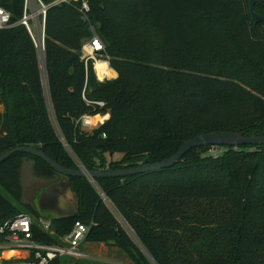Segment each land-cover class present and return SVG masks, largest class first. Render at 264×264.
I'll return each instance as SVG.
<instances>
[{
	"label": "trees",
	"instance_id": "obj_1",
	"mask_svg": "<svg viewBox=\"0 0 264 264\" xmlns=\"http://www.w3.org/2000/svg\"><path fill=\"white\" fill-rule=\"evenodd\" d=\"M252 1L264 17V0ZM41 2L42 50L18 22L24 0H0L10 14L0 29V154L32 146L65 167L116 170L163 161L202 133L264 135V21H252L249 0ZM93 33L114 78L99 80L81 57ZM97 113L108 117L81 128V115ZM25 160L36 178L59 177L29 153L0 162V224L39 215L16 205ZM69 181L79 210L51 219L56 235L80 221L84 241L132 264H264V144L200 145L168 168Z\"/></svg>",
	"mask_w": 264,
	"mask_h": 264
},
{
	"label": "built area",
	"instance_id": "obj_2",
	"mask_svg": "<svg viewBox=\"0 0 264 264\" xmlns=\"http://www.w3.org/2000/svg\"><path fill=\"white\" fill-rule=\"evenodd\" d=\"M65 1L68 0H55L54 3ZM46 8L47 5L43 4L41 0H25L22 16L18 21L26 27L33 41L41 50L43 49ZM82 8L84 10L88 8L85 2L82 3ZM9 25L10 14L0 6V29ZM102 49L101 40L93 33L92 37L82 44L81 57L84 60L91 59L94 66V63L100 60L98 55ZM105 61L109 66L108 60ZM95 103L99 106L103 105L101 101ZM107 117L108 114H83L78 122L81 128L89 130L103 123ZM215 150L216 148L212 147L211 153L216 154ZM101 196L102 200L106 201L105 197ZM87 230L88 227L84 223L75 221L69 232L56 235L50 218L21 211L0 224V264H49L57 258L68 260V264H76V261L86 258V255L80 250V244L84 241ZM38 233L46 236L55 235L56 241H41L36 238Z\"/></svg>",
	"mask_w": 264,
	"mask_h": 264
},
{
	"label": "water",
	"instance_id": "obj_3",
	"mask_svg": "<svg viewBox=\"0 0 264 264\" xmlns=\"http://www.w3.org/2000/svg\"><path fill=\"white\" fill-rule=\"evenodd\" d=\"M249 10L253 22L264 21V17L254 10L252 0H249ZM244 144H264V135L245 136L242 132L202 133L187 139L175 153L163 161L116 170H87L79 165L76 167H65L46 155L43 151L32 146H17L8 149L0 154V162L15 152H25L39 157L56 171L60 175L59 178L47 183L39 189L33 208L39 215H48L52 220H60L75 217L79 210V197L72 191L69 177H86L90 181H93L95 178L121 177L143 173L173 166L180 160L181 156L192 147L200 145L240 146Z\"/></svg>",
	"mask_w": 264,
	"mask_h": 264
},
{
	"label": "rangeland",
	"instance_id": "obj_4",
	"mask_svg": "<svg viewBox=\"0 0 264 264\" xmlns=\"http://www.w3.org/2000/svg\"><path fill=\"white\" fill-rule=\"evenodd\" d=\"M215 151H216L215 153L218 154L221 150L216 148ZM47 182H48L47 180L36 178L35 176H33L31 171V161L25 160L21 169V184L23 187V193L21 200L17 202L16 205L21 209L25 208L26 203L30 205L32 204L34 205V201L39 189ZM0 190L5 194V192L2 189ZM103 247H104L103 249L94 250L93 253L95 258L89 259L90 261L89 262L87 261V263L85 264H115L113 262L118 260H123L125 264H132V262L117 247H112L107 245Z\"/></svg>",
	"mask_w": 264,
	"mask_h": 264
},
{
	"label": "crops",
	"instance_id": "obj_5",
	"mask_svg": "<svg viewBox=\"0 0 264 264\" xmlns=\"http://www.w3.org/2000/svg\"><path fill=\"white\" fill-rule=\"evenodd\" d=\"M116 72H115V75H113L112 77H116ZM60 176V175H59ZM59 178V177H58ZM57 179V178H56ZM47 184V183H46ZM44 184V185H46ZM43 185V186H44ZM42 186V187H43ZM37 196V195H36ZM33 205V204H32ZM45 217H48L50 218V216H45ZM51 219V218H50ZM105 246L104 243H101V242H88V241H83L81 244H80V250L86 255V258L84 260H82L83 262H89L90 260L89 259H93L95 258L94 257V250L96 249H103ZM114 247V246H112ZM115 264H125V262L123 260H118V261H115L113 262Z\"/></svg>",
	"mask_w": 264,
	"mask_h": 264
},
{
	"label": "bare ground",
	"instance_id": "obj_6",
	"mask_svg": "<svg viewBox=\"0 0 264 264\" xmlns=\"http://www.w3.org/2000/svg\"><path fill=\"white\" fill-rule=\"evenodd\" d=\"M94 69L96 71V77L100 80L111 78L113 75H115V71L107 65L105 60H97L94 63Z\"/></svg>",
	"mask_w": 264,
	"mask_h": 264
}]
</instances>
